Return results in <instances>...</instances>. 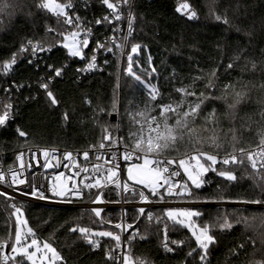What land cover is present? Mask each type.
Listing matches in <instances>:
<instances>
[{
	"label": "trees",
	"instance_id": "trees-1",
	"mask_svg": "<svg viewBox=\"0 0 264 264\" xmlns=\"http://www.w3.org/2000/svg\"><path fill=\"white\" fill-rule=\"evenodd\" d=\"M40 2L0 0V64L10 62L13 55H17L16 63L7 73L0 68V114L5 111L6 104L13 108L11 120L0 126V160L5 165L13 163L16 155L28 147L99 148L107 133L113 137L118 132L122 145L131 150V134L138 132L140 127L137 120L144 122L139 113L158 115L157 105L180 100L176 89L181 87H187L197 95L203 92L208 97H225L205 99L200 115L193 122L201 139L213 134L218 137L219 143L224 145L219 155L232 151L233 135L236 136L237 148L251 151L258 147L264 133V117L261 116L264 113V0H215L211 10V0H136V25L129 46L130 52L133 45L140 46L132 55V72L135 75L125 74L122 57L115 52L107 53L105 49L100 52L97 68L85 75L81 72L92 48L112 34L108 23H97L98 20L104 21L102 0H71L72 7L67 9L73 19H85L94 32L92 40L84 48L83 58L70 56L63 46L65 35L76 32L78 23L64 24L63 16L57 17L39 8ZM56 2L65 4L68 0ZM184 3L197 13V18L189 19L177 11ZM213 11L222 20L217 21ZM223 18L228 23H224ZM29 41L33 44L39 42L51 50L33 53ZM22 47L27 50L21 51ZM229 64L233 67L228 68ZM61 68L62 75L55 76L53 69ZM213 71L215 77H212ZM210 79L216 85L214 89L205 87ZM41 83L49 84V89L59 101L57 105L50 104ZM226 85L231 86L227 91ZM150 86L159 89L160 95L156 100L150 97ZM238 92L243 93L244 98L233 115L227 105L235 101ZM195 100V97H186L185 107L187 102ZM213 110L216 118L209 122L206 117ZM65 113L68 114L67 121ZM113 113L119 114L118 123L111 121ZM18 129L26 136H20ZM178 147V152L166 155L179 159L186 151H192L187 137L185 143ZM203 148L212 154L217 152L209 145H203ZM220 167L223 166H217ZM229 167L237 175L236 181H227L209 171L202 187L197 189L189 185L193 195L184 200L241 204L264 199L261 187L250 178L253 170L247 162ZM138 197L126 196L125 200ZM109 199L113 202L120 200L117 195ZM13 204L21 208L36 237L42 243H51L60 253L63 260L58 264H116L114 260L106 259L105 249L93 250L78 232L70 231L75 226L90 227L93 231L103 229L91 212L21 202ZM13 204L0 196V243H6L10 248L15 233ZM196 210L201 213L194 217L199 229L204 225H215L225 216L234 224L230 230L211 228L215 243L209 246L205 261L200 260L202 250L198 248L192 232L187 227L173 226L164 215L166 209L157 208L153 210V221L149 222L144 214L135 227L146 238L138 236L128 245L126 254L130 253L132 263L139 259H143L145 264H256L264 261V244L257 239L259 227L253 231L243 223H235L237 219L247 217L258 225V220L253 218L264 216V209L204 206L196 207ZM126 214L127 221L135 224L137 213L127 210ZM156 217L163 222L157 223ZM104 218L106 221H118L120 211L106 213ZM165 223L169 226V247L174 249L171 252L163 246ZM172 240L184 243L171 244ZM192 249L196 251L192 252ZM18 261L30 264L23 257L12 259L11 263L17 264Z\"/></svg>",
	"mask_w": 264,
	"mask_h": 264
},
{
	"label": "snow or ice",
	"instance_id": "snow-or-ice-1",
	"mask_svg": "<svg viewBox=\"0 0 264 264\" xmlns=\"http://www.w3.org/2000/svg\"><path fill=\"white\" fill-rule=\"evenodd\" d=\"M125 3L128 2V0H124ZM102 3L105 4L109 9H112L114 12L116 10V6L110 2V0H102ZM215 4V0H211V3L209 5L210 10L212 8V5ZM39 8L44 9L52 13L53 15L57 17H64L63 23L72 25L74 23L73 17L68 15L67 9H70L72 7L71 0H68V3L61 4L57 3L56 0H41L40 4L38 5ZM178 12H181L184 15H187L189 19L197 18V13L194 10L189 9V5L187 3L182 4L179 8H177ZM214 15V18L217 21L222 20V17L220 15H216L213 11L212 13ZM79 18L77 17L76 20ZM105 21L109 20L108 16H105L103 18ZM115 19L119 20L121 19V16L119 14L115 15ZM133 17H129L128 19V34L131 35L133 28ZM102 21H97V23H101ZM110 22V21H109ZM224 23H228L226 18H223ZM79 26V25H77ZM50 31H54L53 29H50ZM90 31V30H89ZM63 35V33H61ZM70 35L73 37V39L78 35L76 32L70 33ZM68 37L65 36L64 39H67ZM127 39V37H125ZM29 45L32 46V51L35 53L37 50L39 51H50L51 47L48 49H45L42 45L37 42L36 44H33L32 41L28 42ZM81 44L83 47H86L88 45V40L83 39L81 41ZM65 48L69 49V55L72 57H81L83 58L82 51L80 48L73 46H69L68 44H63ZM103 47V45H101ZM117 48H123V45H116ZM139 45H133L131 48L132 53H136L139 50ZM27 48L22 47L21 51H26ZM107 51L111 52L112 49L108 48ZM92 63L88 64V69H92L95 67V56L92 58ZM128 73L130 75H135L132 72V56L128 55ZM239 59V57H237ZM17 55H13L10 62H5L3 64H0V68H3L4 72L7 73L8 70L12 68V66L16 63ZM233 65L229 64L228 68H232ZM255 67V66H254ZM55 76H61L63 69H53ZM153 71H155L153 69ZM212 77H215V71L212 73ZM136 80H140L139 76H135ZM199 79V77H197ZM41 88L45 89L46 95L50 101V104L52 106H55L59 103V101L56 99L53 92L49 89L48 83H41ZM208 89H214L216 87L215 83L212 79L208 81V83L205 85ZM231 87L230 85L225 86V91ZM176 92L180 94V100H170L168 103H160L157 105L158 108V115H149L145 112L139 113V116L143 118V123H141L139 120H137V123L140 124L139 131L134 132L131 134L132 138V146L131 151L126 150L123 153V159L124 160H130L133 156L137 160H141L142 163H134L127 169L128 173V179L132 180L138 184L144 185L145 187L150 188L152 195H159L161 199H163V195L160 194L157 189L159 187H162L164 185H167V194L168 195H184L187 194L188 196H192L193 193L191 189L189 188V185L187 183L183 184H176L173 181V177L181 175V172L178 169H183L184 174L188 177V180L191 181L192 185L195 188L202 187L203 183L205 181L203 180L204 175H206L209 171L215 172L218 176L223 177L227 181H236L238 179L235 172L232 170L229 166H240L244 165L246 162L250 165L253 172L250 174V178L257 181L258 185L261 187L262 193H264V133L261 134L259 145L256 149L249 151L245 148H237L235 141L236 136L233 135V141L232 144V151H225V154L221 157L219 155V150L224 148V145L219 143L218 137L213 134V136L207 138V139H201L199 134L197 133L196 129L193 127V122L197 119V117L200 115L201 105L203 104L205 99L213 98V99H225V97H208L205 96L203 92L197 93L195 91H189L187 87H181L177 88ZM149 94L152 100H156L157 97L160 95L159 89H157L155 86H150ZM236 99L233 103L228 104L227 107L229 110L232 111L233 115L235 114V109L237 105L243 100L244 94L243 93H236ZM195 97L196 100L193 102H187V107H185L186 103V97ZM5 111L0 114V126H3L6 124L7 121L11 118V111L12 108L11 104H6L4 106ZM261 116L264 117V113H261ZM216 118L215 110H213L212 113L206 117V120L209 122H214ZM64 119L67 121L68 114H64ZM107 133V130H105ZM20 136H26V133L23 131H20L18 129ZM185 137H187V143L191 146L192 151H186L183 153V155L179 158H171L169 159L166 154L171 153L173 151L178 152L179 147L178 145L185 143ZM103 141H112V137L110 133H107L104 137L102 142L99 144V149H105L106 144ZM203 145H209L211 147H214L217 149L216 154H212L209 151L204 150ZM96 147V146H93ZM44 156L48 157L49 152L47 150L44 151ZM23 153H21L20 156L17 157V159H20ZM73 157V153L66 152L64 154V159L71 160ZM83 158L87 160L89 158V153L85 151L83 153ZM96 159L104 160L105 164L112 163L115 160V155L113 154L112 160L104 159L103 154L97 155ZM177 165V169H172L169 166L170 165ZM216 165H222L223 167L217 168ZM67 167V165H65ZM74 167L80 168L79 164H74ZM94 169V172L97 174L101 173V169L103 165L97 163L92 166ZM119 168L118 164H114L113 167H109L105 169L106 175H96L93 177L94 182L90 183H83V187L87 189H92L96 187H104L106 186L107 182L114 183L117 187L123 188V190L126 192L129 190V185L127 182H122L120 179H118V171ZM83 172H88V167L80 168ZM11 172L12 170L9 169ZM74 175H79V172L74 173ZM64 176V173H60V175L56 176L55 179L59 181L61 177ZM5 174L3 172H0V183L5 182ZM72 177H67V180H71ZM89 179L88 177H85V180ZM102 179L105 181L104 184H102ZM162 182V183H161ZM12 183H19L23 184L25 183L24 180L18 179V174L13 172L12 173ZM181 188L182 190L176 193H173V188ZM38 190L33 189L31 195L36 196ZM52 192L54 195L57 196H66L69 193H72L74 195H79L82 197V192L76 188V185L73 184L70 188H64L62 187L60 191H56V186L54 185L52 188ZM101 194L97 195L96 199L92 201V203H99L101 202ZM142 200L147 201V197L143 192L139 193ZM0 196H5L8 199H13V197L9 196L6 192H0ZM39 198L45 199L44 193L42 191L39 192ZM70 202V201H68ZM246 203L256 204V205H264V199H256L252 201H246ZM12 208L15 210L12 215L16 216L17 220V227L15 231V245H22V241L26 239L27 236H33L34 233L31 228L27 229V234H23L22 230L20 228L21 224L26 225V220L20 219L21 214V208L16 207L15 204L11 205ZM91 212L96 216L100 217L102 209L100 208H92ZM140 215L145 214V209L141 208L139 209ZM168 220L172 221L173 226H183V227H191V225H186L185 220L180 219V217H184L185 219H189L194 216H200L201 213L196 211H190V210H168L164 214ZM157 223L163 222L161 218L156 217L155 218ZM147 220L149 222L154 220L152 213H147ZM254 221L258 220V225L256 223L250 222L247 217H241L235 221L236 224L243 223L247 228L256 231L257 227H259V232L257 235V239L261 242V244H264V216H260L258 218L254 217ZM93 223H96V221H93ZM115 228L120 229L121 232L127 231L128 229H131L133 225H123L121 223H117L114 225ZM212 227H219L221 230L225 229H232L234 227V224L232 221L228 219L227 216L221 218L215 225H204L200 228L199 234L196 232H193V235L196 238L197 246L199 249L202 250L200 255V260L203 262L206 260L208 255V249L209 246L215 243V236L210 234ZM169 226L167 223L164 224V231H165V237H164V248L166 251L171 252L174 249L169 247V241H168V232ZM71 232H78L80 234V237L84 239L89 245L92 246L93 250L98 249L100 247V240L96 239V237H110L112 240H114L115 247L112 249L106 250V259L108 260H115L117 264H121V258L118 256H113L112 253L116 249H119L121 247L122 239L120 234L113 233L112 231H93L90 227H81V226H75L70 229ZM139 236L140 239H145L146 235H142L139 233V229H137L134 233H132L127 243L130 245L131 241L136 239ZM171 244H183L184 241H176L172 240L170 241ZM255 243V241H253ZM12 247V251L15 253H18L25 257L28 261L31 262V264H37V259L41 261V264H43L44 261H47V264H55L56 261H62L63 257L60 256V253L52 246L51 243L44 242L42 245V248L44 250V254L37 257V253L41 252V247L38 244V241L36 238H32L31 242L29 244H23L19 249L16 246ZM4 245H0V248H3ZM35 247V251L29 252V248ZM240 247H243L241 245ZM196 249H192V252H195ZM192 252H189V255L192 254ZM47 253H51V256L49 257ZM5 264L9 257L7 255H4L3 257ZM13 260H15V257H12ZM130 260H132V257L129 254H125L122 258V264H129ZM17 264H23V261H18ZM133 264H145V261L143 259H139L138 261H134ZM256 264H264V261H257Z\"/></svg>",
	"mask_w": 264,
	"mask_h": 264
},
{
	"label": "built area",
	"instance_id": "built-area-1",
	"mask_svg": "<svg viewBox=\"0 0 264 264\" xmlns=\"http://www.w3.org/2000/svg\"><path fill=\"white\" fill-rule=\"evenodd\" d=\"M153 1V0H148ZM111 3H113L116 6L115 12L112 9H109L105 4H103V7L105 9V13L103 15V18L105 16L109 17L108 21H104L101 23H108L109 27L112 30V34L104 37L102 42L98 43L97 47L92 48V51L89 53L87 57V62L85 66L81 69V72L83 75H85L88 71L93 70L98 67V57L100 55V52L102 50H106L108 48H111L112 51L107 53H117V55H120L125 62V68L124 73L128 74V55H133L132 52H130V40L133 34V31L131 35L128 34V19L129 17H133V24L132 28L134 30V27L136 25V18L134 15V6L136 3V0H128L127 3L124 2V0H110ZM119 14L121 16V19L117 20L115 19V15ZM74 20V24L78 23V28L76 29V32L79 33L78 42L81 44V41L83 39L88 40L89 42L92 40L94 36V32L92 28L86 23L84 20ZM102 21V20H99ZM110 21V22H109ZM100 24V23H99ZM90 30V31H89ZM127 37V39H125ZM123 45V48H117L116 45ZM103 45V47H101ZM88 46V45H87ZM86 46V47H87ZM83 47V46H82ZM95 56V67L92 69H88V64L92 63V57ZM11 111V118L13 116V108L10 109ZM10 118V120H11ZM111 121L118 123L119 121V114L113 113L110 115ZM257 147L253 148L252 150L256 149ZM47 150L49 152L48 157L44 156V151ZM128 150L122 145L121 138L119 136V133L117 132L113 137L112 141H109L108 145H106L105 149H99V148H92V149H86V150H68V149H58V148H42V147H28L23 148L15 157V160L13 163L5 165L0 160V172H3L5 174V182L0 183V192H6L9 194V196L13 197V199H8L11 201V204L15 202H21L24 204H31V205H39V206H45V207H58V208H72V209H81V210H87L91 212L92 208H100L102 209L101 216L94 217L99 222V224L102 225L103 229L99 231H112L113 233L120 234L122 243L121 247L119 249H116L113 251V256H118L121 258V264H122V258L126 254V250L128 247V238L129 236L134 233L135 227L144 215H140L139 209L143 208L145 209V214L152 213L154 217V209L157 208H167L171 206H189V205H199L202 204H196V203H171L167 201L171 200H184L191 196H188L187 194H184L182 196L180 195H168L167 194V185H164L162 187H159L157 191L163 195V199L160 198L159 195H152L150 188L143 186L136 185L132 183L131 180L128 179V173L126 171V166H131L134 163H140L141 160H137L135 156L132 157L130 160H124L123 159V153ZM251 150V151H252ZM87 151L89 153V158L85 160L83 158V153ZM66 152L73 153V157L71 160L64 159V154ZM20 159H17L18 156L21 155ZM103 154L104 159L112 160L113 154L115 155V160L112 163L105 164L104 160H97L96 156ZM224 154L220 155L221 157ZM168 157V156H167ZM171 159L172 157H168ZM101 164L103 165L101 169V173L97 174L94 172L93 165L95 164ZM74 164H79L80 168L88 167V172H83L80 170V168L74 167ZM114 164H118L119 168L118 171V179H120L122 182H127L129 185V190L124 191L122 186L117 187L114 183L107 182L106 186L104 187H96L92 189H87L83 187V183H90L94 182L93 177L96 175H106L105 169L109 167H113ZM67 165V167H65ZM172 169H177V165H170L169 166ZM9 169L12 171L10 172ZM181 172V175L173 177V181L176 184H183L187 183L188 185L192 184L190 180H188V177L184 174L183 169H178ZM15 172L18 174V179L24 180L25 183L19 184V183H12V173ZM79 172V175H74V173ZM60 173H64V176L61 177L60 180L64 182V184L67 186V188H70L73 184L76 185V188L79 189L82 192V197L79 195H74L72 193H69L65 196V198H58L57 195H54L52 192V188L55 185L56 191H57V184L55 177L60 175ZM71 176V180H67V177ZM85 177H88L89 179L85 180ZM83 181V183H82ZM105 181L102 179V184H104ZM162 183V182H161ZM37 189V195L33 196L31 195L33 189ZM190 188V187H189ZM191 189V188H190ZM182 189L177 187L173 188V193L179 192ZM42 191L44 193L45 199L39 198V192ZM192 191V190H191ZM143 192L145 196L148 198L147 201H144L141 199L139 193ZM101 202L99 203H92L93 200L96 199L97 195L101 194ZM119 196L120 200L118 202H113L109 198L113 196ZM138 195L139 197L137 199H133L130 201H126V196H132L136 197ZM70 201V202H68ZM113 210H119L120 211V219L118 221H106L104 218V214L109 213ZM127 210H134L137 213V221L135 224H133V227L131 229H128L127 231L121 232L120 229H117L114 227L115 224L121 223L123 225H129L130 223L127 221L126 217V211ZM132 225V224H130ZM30 228V227H29ZM34 233V232H33ZM23 234H27V230L24 231ZM32 238H36L39 245H43V243L36 237L34 233L33 236H27L26 239L22 241L23 244H28L31 242ZM96 239L100 240V247L98 249H95V251H98L100 249H105V252L107 249H112L115 247V241L112 240L110 237H96ZM133 241V240H132ZM131 241V242H132ZM0 245H4L3 248H0V264H5V261L3 259L4 255H7L9 259L7 260L6 264H12L11 258H10V251L11 248L6 243H0ZM104 246V247H103ZM115 261V260H114ZM117 264V262L115 261Z\"/></svg>",
	"mask_w": 264,
	"mask_h": 264
},
{
	"label": "rangeland",
	"instance_id": "rangeland-1",
	"mask_svg": "<svg viewBox=\"0 0 264 264\" xmlns=\"http://www.w3.org/2000/svg\"><path fill=\"white\" fill-rule=\"evenodd\" d=\"M70 33H72V32H70ZM70 33H68V34L65 35V36H67L68 38H67V39H64L63 44H68L69 46H73V45H74L75 47L80 48L81 51H82V55H83V57H84V48H85V47H82V46L80 45V43L78 42L79 33L76 32V33H78V35H77L74 39H73V37L70 35ZM66 49H67V51H68V53H69V49H68V48H66ZM77 57H79V56H77ZM79 58H81V57H79ZM122 63H123V62H122ZM123 68H124V66H123ZM123 71H124V69H123ZM140 163H142V161H141ZM217 166H218V165H216V167H217ZM128 167H130V166H126V171H127ZM205 176H206V175H204L203 180L205 179ZM131 181H132V180H131ZM132 183H134V184H136V185H139V186H143V185L138 184V183H136V182H134V181H132ZM56 184H57V191H60L62 187L67 188V186L64 184V182H63L62 180H59V181L56 180ZM58 198H65V196H58ZM192 201H193V203H196V204H206V203H207V202H198V200H195V199H193ZM167 202H171V203H191V202H189V201H187V200H171V201H167ZM216 204H217L218 207H220V208H224V207L229 206V203H224V202H218V203H216ZM231 204H238L239 207H246L245 205H248V204H246V203H241V204H239V203H231ZM253 205H256V204H253ZM196 207H197V205H194V204H193V205H189V206H171V207H167V208H166V212H167L168 210H190V211H196V212H197ZM198 207H204V206L199 205ZM194 217H195V216H194ZM194 217H191V218H189V219H185L184 217H180V219L185 220V224H186V225H191V227H187V228L192 232V234H193V232H196L197 234H199V230H200V229L197 228V226L195 225ZM14 218H15V231H16L17 220H16V216H15V215H14ZM20 219H21V220H26V218H25L24 214H22V212H21V214H20ZM26 221H27V220H26ZM20 228H21V230H22V233H24V231L27 230V229L29 228V226H28V224H26V225L21 224V225H20ZM28 244H29V243H28ZM14 245H15V233H14V238H13V245H12V247H13ZM22 245H23V243H22ZM22 245H15V246L19 249ZM39 246L41 247V252H38V253H37V257H39L40 255L44 254V250H43V248H42V245H39ZM12 247H11V251H10V258H11V259H12V257H15V259H16V258H19V257H23L22 255L13 252V251H12ZM35 250H36L35 247H33V248H29V249H28L29 252H32V251H35ZM47 255L50 257V256H51V253H47ZM60 256H61V255H60ZM23 258H24L27 262H29V263L31 264V262L28 261L25 257H23ZM58 262H59V260L56 261L55 264H58ZM37 264H41V261H40L39 259H37ZM43 264H47V261H44ZM129 264H133L131 260H130Z\"/></svg>",
	"mask_w": 264,
	"mask_h": 264
},
{
	"label": "water",
	"instance_id": "water-1",
	"mask_svg": "<svg viewBox=\"0 0 264 264\" xmlns=\"http://www.w3.org/2000/svg\"><path fill=\"white\" fill-rule=\"evenodd\" d=\"M201 206H205V207H213V206H218L216 203H206V204H202ZM229 206H239L238 204H229ZM246 207H251V208H258V209H264V205H253V204H248L245 205ZM58 208V207H55Z\"/></svg>",
	"mask_w": 264,
	"mask_h": 264
}]
</instances>
